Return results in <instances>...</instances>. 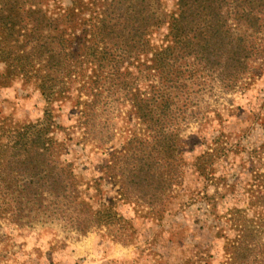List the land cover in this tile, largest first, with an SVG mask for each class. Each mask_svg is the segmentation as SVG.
Wrapping results in <instances>:
<instances>
[{
	"label": "rangeland",
	"instance_id": "374dc122",
	"mask_svg": "<svg viewBox=\"0 0 264 264\" xmlns=\"http://www.w3.org/2000/svg\"><path fill=\"white\" fill-rule=\"evenodd\" d=\"M62 3L70 6V0ZM152 4L160 16L178 12L177 0ZM261 20L255 37L264 48V16ZM167 28L162 25L151 35L155 49L167 46ZM262 50L255 72L234 87L218 72L195 68L192 60L187 63L191 73L183 72L185 64L178 61L182 71L164 76L150 54L124 60L122 76L105 68L94 88L84 84L95 74L88 67L71 88H55L64 93L51 102L34 81L9 74L0 60V162L20 134L48 123L49 136L59 145L51 156L59 164L54 174L64 183L69 165L74 178L68 199H56L49 192L53 174L46 164L38 169L40 181L32 179L31 167L3 169L0 264L224 263L225 239L217 236L225 224L222 217L232 208L248 209L253 217L251 202L264 184ZM136 94L152 105L151 121L136 115ZM166 101L173 103L167 119L160 113ZM156 118L182 150L168 164L150 154ZM205 152L213 154L205 158L207 179L195 166ZM150 157L159 163L156 178L169 180L160 201L150 197V187L132 178ZM35 188H40L37 195ZM161 208L165 211L158 212ZM95 218L102 223H94Z\"/></svg>",
	"mask_w": 264,
	"mask_h": 264
},
{
	"label": "trees",
	"instance_id": "16d2710c",
	"mask_svg": "<svg viewBox=\"0 0 264 264\" xmlns=\"http://www.w3.org/2000/svg\"><path fill=\"white\" fill-rule=\"evenodd\" d=\"M152 2L70 0V6L64 7L62 0H0V34L4 37L0 39V60L9 74L19 75L27 82L34 81L48 102L64 93L55 88H71L88 67L95 74L84 84L94 88L105 68L110 74L122 76L124 60L134 62L142 55L151 54L156 71L164 76L182 71V66L175 65L178 61L185 64L183 72L191 73L187 63L192 60L199 70L218 72L222 81L230 82L231 87L255 72L254 62L264 49L261 44L258 46L255 37L261 29L264 0H177L178 12L170 16L158 15ZM165 24L168 44L157 50L151 44V35ZM233 26L245 31L237 34ZM120 83L126 85V81ZM134 101L136 115L151 121L152 105L144 103L140 94H136ZM172 104L163 103L160 113L166 119ZM154 120L156 143L151 145L150 154L155 152L168 164L182 150L164 123L159 118ZM49 133L50 124L41 123L20 134L19 140L5 150L0 177L6 168L16 172L20 167H31L35 173L32 179L39 180L38 169L46 164L53 174L50 194L56 199L62 195L68 199L74 178L69 165L64 183L55 176L54 170L59 164L51 156L59 145ZM2 152L0 159L4 157ZM212 155L205 152L195 160L197 170L206 179L209 173L205 158ZM157 165L150 157L149 162L134 171L132 178L133 182L150 187V197L160 201L159 196L167 189L169 180L163 176L156 178ZM144 169L149 172L145 176ZM12 184H16V179ZM39 189H33V194L37 195ZM255 192L256 200L250 207L255 209L253 217H248V209L240 208H232L222 217L225 224L217 236L224 237L223 248L228 256L222 264H264V184ZM94 223L100 225L102 220L95 218Z\"/></svg>",
	"mask_w": 264,
	"mask_h": 264
}]
</instances>
